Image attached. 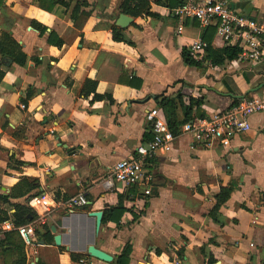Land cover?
Instances as JSON below:
<instances>
[{
  "label": "crops",
  "instance_id": "0c3cea01",
  "mask_svg": "<svg viewBox=\"0 0 264 264\" xmlns=\"http://www.w3.org/2000/svg\"><path fill=\"white\" fill-rule=\"evenodd\" d=\"M148 1L151 14L134 17L122 12L123 0H0V39L10 35L22 54L14 61L0 53V196L6 198L0 225L33 224L38 239L33 254L16 232H4L0 264H115L126 248L129 264H264V112L250 117L248 131L228 135L229 146L222 144L223 130L208 146L185 122L171 133L170 149L148 161L149 197L137 186H104L113 165L145 143L147 113L159 110L165 118L157 98L198 99L209 118L264 92V57L239 54L213 66L204 54L193 57L203 67L189 66L182 53L198 39L214 49L233 45L215 26L181 20L173 15L177 7L166 5L185 0ZM229 2L264 21V0ZM123 15L130 18L126 26L119 24ZM114 25L123 41L113 39ZM87 80L106 97L93 99L91 89L85 96ZM177 114L182 121L181 108ZM229 187L234 190L221 202ZM78 194L86 205L56 206ZM35 197L43 219L28 204ZM119 204L126 209L120 222L102 223L93 236L88 213L104 215ZM91 242L113 260L90 256Z\"/></svg>",
  "mask_w": 264,
  "mask_h": 264
},
{
  "label": "built area",
  "instance_id": "2783aa9c",
  "mask_svg": "<svg viewBox=\"0 0 264 264\" xmlns=\"http://www.w3.org/2000/svg\"><path fill=\"white\" fill-rule=\"evenodd\" d=\"M173 15L181 20L198 21L203 28L215 26L216 34L226 44L239 47L240 56L248 60H261L264 57V21L238 13L231 7L229 0H185L173 10ZM207 47L206 41L198 39L190 45L189 51L193 57L201 58L206 53ZM21 107L26 106L22 104ZM260 112H264V92L258 96L244 98L209 118L195 117L185 125V128L197 141L204 142L208 146L213 144L214 139L223 130L225 137L222 139V144L229 146L228 135L248 131L250 117ZM146 120L151 127L152 139L137 147L136 156L123 158L113 165L104 180L107 189L115 187L130 189L137 186L143 190L144 196L152 195L154 184L153 176L147 167L148 161L154 157L158 149H170L173 136L161 111H149ZM28 204L40 215V219L44 218L45 212L41 211L39 198L30 199ZM86 204V196L78 194L57 202L56 206L73 211ZM7 231L16 232L24 245L31 248L33 254L37 253L35 247L38 246V239L35 225H15L11 221H4L0 225V238L4 237V232ZM80 262L83 263L84 260L81 259Z\"/></svg>",
  "mask_w": 264,
  "mask_h": 264
},
{
  "label": "trees",
  "instance_id": "16d2710c",
  "mask_svg": "<svg viewBox=\"0 0 264 264\" xmlns=\"http://www.w3.org/2000/svg\"><path fill=\"white\" fill-rule=\"evenodd\" d=\"M159 1V0H157ZM183 2L179 3L178 5L176 4H172V3H166L167 6L170 7H178L180 5H182ZM121 10L124 13H127L131 16L137 17L140 16L142 14H151L150 12V3L148 0H123L122 4H121ZM122 29L120 27L117 26H113L112 27V36L113 39L115 41H123V35L121 33ZM7 46V48H6ZM18 43L17 41H15L10 35L3 33V35H1V39H0V53L2 55V59L5 58L6 56L8 58L11 59H15L14 56L16 55V53L19 54L18 51ZM206 56L207 58L210 60V63L213 66H219L221 64L224 63L225 60H234L237 59L239 57L240 54V49L234 46H226L223 49H214L213 47H211L208 43V47L206 48ZM19 55H22L21 53ZM183 56V60L185 62V64L189 65V66H196V67H203V63L202 61H198L196 59L193 58V56L190 54V52L188 50H184L182 53ZM15 61V60H14ZM17 62L22 63L23 60L19 59ZM2 62H0V81L2 80V78L4 77V71L1 70V66H2ZM97 82L95 81H91V80H87L85 83V87L82 89V92L85 96L89 95V89H91V91H93L94 93V97L93 99H104L106 96L105 95H101V94H97L95 92V88H96ZM109 101L113 102V98L112 96L109 95ZM157 102L158 104L162 107L163 111H164V116H165V120L166 123L169 127V130L171 131V133L173 135L178 134L180 127L185 123L188 122L190 120H192L195 117H206L204 116V114L201 111V104L202 101L198 100V99H194L191 98L189 99V103L186 104L182 98V96H177L176 98H170V97H166V96H162L160 98H157ZM239 102L235 100V102L233 104H237ZM23 103L25 104L26 102L23 101ZM26 106V104H25ZM178 108H181L183 110L184 113V118L182 121H180L178 119V114H177V110ZM194 109H196L194 111ZM153 137L152 131H151V127L149 128V130L147 131V133L144 134V142L146 143L147 141L151 140ZM132 188L135 187H131L129 190H131ZM234 190L233 187H229V188H224L221 192V197H220V201L223 202L225 201L227 198H229L231 192ZM0 200H6V198H4L3 196H0ZM126 209L124 208V206L122 204H119L118 206H115L113 208H109L106 209L103 215V221L102 223H106L108 221H114V222H120L122 215L125 213ZM25 213H27V211L23 212V215H25ZM3 220V219H0ZM23 220L21 222H18L17 224H22ZM130 249L126 248L115 260V264H129V260H130ZM73 259L77 260V258L73 257Z\"/></svg>",
  "mask_w": 264,
  "mask_h": 264
},
{
  "label": "water",
  "instance_id": "95a60500",
  "mask_svg": "<svg viewBox=\"0 0 264 264\" xmlns=\"http://www.w3.org/2000/svg\"><path fill=\"white\" fill-rule=\"evenodd\" d=\"M130 21V18L126 15H123L122 18L119 20V24L121 26H126L127 23ZM88 215L94 219L95 225L93 230V236L97 235L101 229L102 221H103V211H92L89 212ZM60 224V222L58 223ZM52 231L55 232L56 228L55 226H52ZM63 235L62 234H56L54 236L55 244L57 246H60L63 242ZM87 253L97 259H100L105 262H111L113 260V256L107 253L106 251L98 248L95 246L93 242H91L87 246ZM32 264H36V262H33Z\"/></svg>",
  "mask_w": 264,
  "mask_h": 264
}]
</instances>
